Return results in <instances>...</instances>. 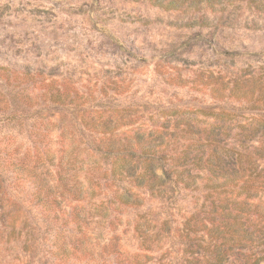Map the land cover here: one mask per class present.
<instances>
[{
  "label": "rangeland",
  "instance_id": "1",
  "mask_svg": "<svg viewBox=\"0 0 264 264\" xmlns=\"http://www.w3.org/2000/svg\"><path fill=\"white\" fill-rule=\"evenodd\" d=\"M152 1L0 0V66L10 74H0V148L8 156L20 157L30 139L40 147L33 162L83 176L95 166L80 124L86 115L130 128L171 115L202 124L222 111L217 123L228 120L232 133L249 119L251 102L210 91L235 76H264V0H174L179 9ZM55 87L78 107L48 102L42 91ZM85 184L83 222L63 225L41 214L22 183L1 182L0 264H116L106 252L118 245L148 255L146 264H183L197 246L200 238L180 228L196 192L144 190L140 205L126 207L112 199L106 175ZM61 241L68 257L53 254Z\"/></svg>",
  "mask_w": 264,
  "mask_h": 264
},
{
  "label": "trees",
  "instance_id": "2",
  "mask_svg": "<svg viewBox=\"0 0 264 264\" xmlns=\"http://www.w3.org/2000/svg\"><path fill=\"white\" fill-rule=\"evenodd\" d=\"M152 4L180 8L174 0H153ZM6 72L0 66V74L9 79ZM42 92L60 111L65 106L68 110L78 107L66 101L61 89ZM210 94L251 102L249 119L232 133L234 126L225 125L227 119L217 123L222 111L211 113L212 120L202 124L194 118L171 115L162 122L156 119L130 128L108 116L86 115L80 124L90 132L86 151L95 166L83 176L68 172L61 164L51 173L33 162L32 149L40 155V147L28 139L32 145L20 157L8 156V151L0 148V183L7 177L22 183L41 214L63 225L80 218L78 208L90 192L85 182L100 174L114 183V202L126 207L140 205L139 193L144 190L154 194L194 191V210L184 216L180 228L200 239L183 264H264V76H235L231 86L222 91L212 89ZM26 95L35 102V93L27 90ZM96 159L103 163L99 165ZM51 162L46 157L43 164ZM112 222L110 219L109 224ZM175 229L178 227L172 232ZM145 234L143 242L149 235L146 230ZM54 245V256L71 254L64 241ZM110 253L116 264H146L148 257L127 252L120 245L112 246L106 255Z\"/></svg>",
  "mask_w": 264,
  "mask_h": 264
}]
</instances>
